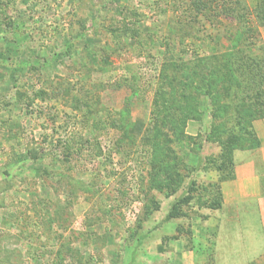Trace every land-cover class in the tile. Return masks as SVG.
<instances>
[{"label": "rangeland", "instance_id": "rangeland-1", "mask_svg": "<svg viewBox=\"0 0 264 264\" xmlns=\"http://www.w3.org/2000/svg\"><path fill=\"white\" fill-rule=\"evenodd\" d=\"M211 1L0 0V264H234L209 205L240 112L174 66L264 57V26ZM172 74L200 92L156 103Z\"/></svg>", "mask_w": 264, "mask_h": 264}, {"label": "trees", "instance_id": "trees-1", "mask_svg": "<svg viewBox=\"0 0 264 264\" xmlns=\"http://www.w3.org/2000/svg\"><path fill=\"white\" fill-rule=\"evenodd\" d=\"M211 2V0H192L197 14H201L210 8L212 4ZM231 2L232 0H220L214 5V8L216 10L220 9L219 12H234L235 8L231 7ZM254 16L258 26H264V0H257V5L254 8ZM247 23L249 24V21H247ZM213 59L214 60L212 61L209 59L196 58L194 62L179 59V62L174 66V69L176 71L178 69L181 71H187L186 76H189L190 78L196 75L197 79L207 83V87L203 88L204 91L211 90L210 93L217 100H221L222 98L228 100V103L225 105L227 108L225 113L232 108L240 112L238 120L240 128H238V130L235 131L231 127L227 129L223 127L220 132H217L215 135L216 139L220 141L223 146L224 152L221 161L217 164L219 178L217 182L211 184V190L216 194V198L209 206L212 208H221L223 204L221 183L235 177L233 151L236 149H246L260 145L254 122L258 119L264 118V57H252L248 60H246V58L238 59V62L236 61L235 63L237 70L233 67L235 64L231 63L229 54L227 53L221 57ZM237 75L242 76L243 82L245 79H249L250 84H252L254 80H257L258 84H261L259 88L254 90V94L247 93V97H245L246 99H243V102H241L242 100L240 102L236 101V98L239 96L238 91L241 93L238 89L240 88V79L238 80ZM178 77V75H173V77L171 75L167 76L166 79L171 84L170 88L164 86L160 87L157 91L159 99L156 98V103H158L160 99H166L167 96L172 98L174 93L172 94L171 92H184L189 94L200 92V85H194L193 79H191V82L188 84H184V82L177 81ZM170 105L172 106L173 102H170ZM168 106L169 103L164 107L167 108ZM160 112L161 111H159L158 114L161 117ZM161 118L166 119L167 116ZM160 121L156 122L155 128L159 126ZM189 199H191V196H185L180 202L186 203Z\"/></svg>", "mask_w": 264, "mask_h": 264}, {"label": "crops", "instance_id": "crops-1", "mask_svg": "<svg viewBox=\"0 0 264 264\" xmlns=\"http://www.w3.org/2000/svg\"><path fill=\"white\" fill-rule=\"evenodd\" d=\"M254 127L260 145L236 154L235 177L221 183L223 204L216 248L220 257L234 264L264 259V119L256 120ZM259 231L260 237H256Z\"/></svg>", "mask_w": 264, "mask_h": 264}]
</instances>
